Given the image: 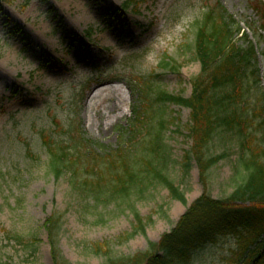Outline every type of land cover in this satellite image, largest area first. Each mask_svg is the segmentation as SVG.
Masks as SVG:
<instances>
[{
    "label": "rangeland",
    "instance_id": "374dc122",
    "mask_svg": "<svg viewBox=\"0 0 264 264\" xmlns=\"http://www.w3.org/2000/svg\"><path fill=\"white\" fill-rule=\"evenodd\" d=\"M217 4L255 44L264 94V33L255 37L253 24L264 17L263 12L255 14V9L264 11L260 0H2L1 261L53 264L44 230L53 211L63 216L59 248L69 264L129 257L168 233L200 197L196 163L191 162L188 173L181 165L192 146L190 113L184 107L164 105L161 113L166 121L164 174L184 195L185 205L152 184L141 199L126 202L131 208L114 203L86 209L71 195L66 177L56 180L50 174L41 141H65L74 125L87 139L115 146L117 128L130 118L129 84L134 79L152 75L162 90L189 97L190 80L200 70L189 47L193 26ZM162 62L180 65L179 73ZM210 153L225 154L209 171L211 196L225 198L239 183L237 143L228 136L216 138ZM133 211L146 225L144 234L128 239ZM12 236L21 238L20 243ZM92 245L101 246L103 255L94 254ZM241 260L237 239L227 238L199 252L191 264H248Z\"/></svg>",
    "mask_w": 264,
    "mask_h": 264
},
{
    "label": "trees",
    "instance_id": "16d2710c",
    "mask_svg": "<svg viewBox=\"0 0 264 264\" xmlns=\"http://www.w3.org/2000/svg\"><path fill=\"white\" fill-rule=\"evenodd\" d=\"M262 12L255 9L258 16ZM253 24L255 37L264 33V17ZM193 27L189 47L200 70L190 80L189 97L162 90L148 75L129 84L131 114L127 125L117 128L115 146L87 139L74 125L69 126L65 141L42 138L50 174L56 180L66 177L71 195L84 202L86 209L114 203L131 208L126 202L141 199L152 184L161 185L173 200L185 205L184 195L164 174L166 121L161 112L168 104L189 110L187 131L192 146L181 165L188 173L191 162L196 163L202 194L176 225L157 242H149L146 250L129 257L107 256L103 264H191L199 252L227 238L237 239L242 263L264 264V94L256 46L219 4L210 7ZM170 65L163 64L179 73L180 65ZM223 136L237 143L239 183L227 197L213 198L209 171L225 154H211V144ZM133 217L135 224L128 239L144 234L143 218L136 211ZM62 219L53 211L44 223L53 264H69L59 248ZM11 239L21 240L18 236ZM92 247L94 254L103 255L101 246ZM0 264L9 263L0 260Z\"/></svg>",
    "mask_w": 264,
    "mask_h": 264
}]
</instances>
